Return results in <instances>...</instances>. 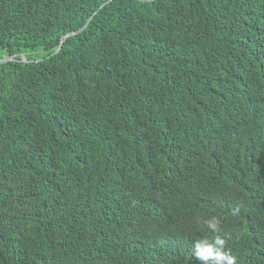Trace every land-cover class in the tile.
<instances>
[{
  "label": "trees",
  "instance_id": "1",
  "mask_svg": "<svg viewBox=\"0 0 264 264\" xmlns=\"http://www.w3.org/2000/svg\"><path fill=\"white\" fill-rule=\"evenodd\" d=\"M7 56L0 264H264V0H0Z\"/></svg>",
  "mask_w": 264,
  "mask_h": 264
},
{
  "label": "clouds",
  "instance_id": "2",
  "mask_svg": "<svg viewBox=\"0 0 264 264\" xmlns=\"http://www.w3.org/2000/svg\"><path fill=\"white\" fill-rule=\"evenodd\" d=\"M204 228L216 233L214 238L197 240L191 255L200 264H237V257L226 247V241L218 233L221 231V219L215 215L201 221Z\"/></svg>",
  "mask_w": 264,
  "mask_h": 264
},
{
  "label": "water",
  "instance_id": "3",
  "mask_svg": "<svg viewBox=\"0 0 264 264\" xmlns=\"http://www.w3.org/2000/svg\"><path fill=\"white\" fill-rule=\"evenodd\" d=\"M93 18V17H92ZM91 18V19H92ZM91 19L80 29V30H78L77 32H74V33H72V34H68V35H66V36H64V37H62V39H61V45H60V48L57 50V52L56 53H58L59 51H60V49H61V46H62V43L64 42V40L67 38V37H69V36H71V35H75V34H77V33H80L81 31H83L87 26H88V24H89V22L91 21ZM10 60H14V58H12L11 56H7V57H5V58H3V59H0V63H4V62H6V61H10Z\"/></svg>",
  "mask_w": 264,
  "mask_h": 264
}]
</instances>
